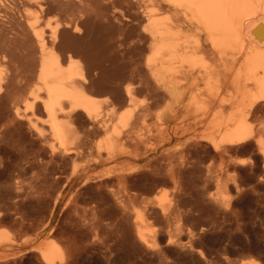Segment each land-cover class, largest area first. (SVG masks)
I'll return each mask as SVG.
<instances>
[{"label":"bare ground","instance_id":"6f19581e","mask_svg":"<svg viewBox=\"0 0 264 264\" xmlns=\"http://www.w3.org/2000/svg\"><path fill=\"white\" fill-rule=\"evenodd\" d=\"M263 118L264 0H0L1 165L36 147L76 193L140 171L177 182L200 152L253 141L264 169ZM37 251L63 264L59 244Z\"/></svg>","mask_w":264,"mask_h":264},{"label":"rangeland","instance_id":"374dc122","mask_svg":"<svg viewBox=\"0 0 264 264\" xmlns=\"http://www.w3.org/2000/svg\"><path fill=\"white\" fill-rule=\"evenodd\" d=\"M239 146L225 159L200 152L197 172L178 183L140 171L76 193L70 165L36 147L12 153L0 164V233L17 244L0 247V264H43L37 250L51 243L63 264H264L263 157L253 141Z\"/></svg>","mask_w":264,"mask_h":264},{"label":"water","instance_id":"95a60500","mask_svg":"<svg viewBox=\"0 0 264 264\" xmlns=\"http://www.w3.org/2000/svg\"><path fill=\"white\" fill-rule=\"evenodd\" d=\"M261 26V24H258V26L257 27H260ZM259 28H255V30H258ZM254 31V30H253ZM259 31V30H258Z\"/></svg>","mask_w":264,"mask_h":264}]
</instances>
